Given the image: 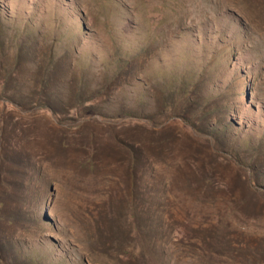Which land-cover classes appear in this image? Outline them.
Listing matches in <instances>:
<instances>
[{"label": "rangeland", "instance_id": "374dc122", "mask_svg": "<svg viewBox=\"0 0 264 264\" xmlns=\"http://www.w3.org/2000/svg\"><path fill=\"white\" fill-rule=\"evenodd\" d=\"M0 264H264V0H0Z\"/></svg>", "mask_w": 264, "mask_h": 264}]
</instances>
